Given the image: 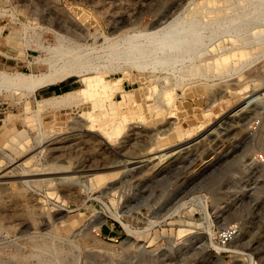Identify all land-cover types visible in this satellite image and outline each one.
Masks as SVG:
<instances>
[{"label": "rangeland", "instance_id": "374dc122", "mask_svg": "<svg viewBox=\"0 0 264 264\" xmlns=\"http://www.w3.org/2000/svg\"><path fill=\"white\" fill-rule=\"evenodd\" d=\"M0 71V264H264V0H0Z\"/></svg>", "mask_w": 264, "mask_h": 264}, {"label": "bare ground", "instance_id": "6f19581e", "mask_svg": "<svg viewBox=\"0 0 264 264\" xmlns=\"http://www.w3.org/2000/svg\"><path fill=\"white\" fill-rule=\"evenodd\" d=\"M167 28H169V27H167ZM170 29V28H169ZM173 32V31H172ZM171 32V34H173ZM175 32H177V31H175ZM178 32L180 33V31L178 30ZM177 32V33H178ZM182 32V31H181ZM175 35V34H174ZM172 36V35H171ZM174 37V36H173ZM172 39V38H171ZM171 39H169V40H171ZM175 39V38H174ZM179 40H180V42H179ZM177 39V41L178 42H175L174 43V40L172 41L173 42V44H170V42L171 41H169V47H168V49L170 48V49H173L174 50V48L178 45V46H181V44H182V41L183 40H181V39ZM167 41H168V39H167ZM176 41V40H175ZM171 42V43H172ZM163 44V43H162ZM180 44V45H179ZM163 45H161V47H162ZM165 46H168L167 45V42H166V44H165ZM163 48V47H162ZM161 48V49H162ZM165 48V47H164ZM163 48V49H164ZM179 48V47H178ZM162 49V51H164ZM180 50V49H179ZM170 51H172V50H170ZM152 52V51H151ZM126 54V53H125ZM136 54V53H135ZM127 55V54H126ZM138 55H140V54H138ZM142 55V54H141ZM173 55V54H172ZM136 56H137V54H136ZM126 57V56H125ZM138 59V58H137ZM170 59V58H169ZM55 65V64H54ZM66 66V65H65ZM56 72V71H55ZM17 74V73H16ZM19 74V73H18ZM17 74V75H18ZM48 74V73H47ZM47 74H45V77H35V76H27V75H22V76H20V75H18V76H15V77H13V76H11L9 73H6V72H1L0 71V91L1 90H7V91H13V90H21V88H24V89H22V90H25V88H28V89H37V88H42V87H45V86H48V85H50V84H53V80H54V78H51L52 77V75H50V76H46ZM42 76H44V75H42ZM50 77V78H49ZM55 83V82H54ZM21 90V91H22ZM33 92H34V90H33ZM34 95V94H33ZM43 101L41 100L40 101V103H42ZM115 125V124H114ZM3 126V125H2ZM169 154H171V153H169ZM156 156H158V155H156ZM157 159V158H156ZM155 158H149V159H146V160H144V161H142V162H152V161H155L156 160ZM14 162V161H13ZM120 162V161H119ZM118 162V163H119ZM15 164V163H14ZM13 164V165H14ZM24 170H22V169H20V166H16V169L15 170H13V171H10V172H7L5 175H3V176H1L0 177V181H2L3 179H10V180H12V179H15V178H17L18 176H23L24 174H25V172H23Z\"/></svg>", "mask_w": 264, "mask_h": 264}, {"label": "built area", "instance_id": "2783aa9c", "mask_svg": "<svg viewBox=\"0 0 264 264\" xmlns=\"http://www.w3.org/2000/svg\"><path fill=\"white\" fill-rule=\"evenodd\" d=\"M251 129L255 134H258L262 138V144L255 152L254 160L260 165H264V102L260 106L259 111L252 119L250 124ZM238 227L236 225H231L225 228H222L216 237L217 243L219 246L226 247L237 238Z\"/></svg>", "mask_w": 264, "mask_h": 264}, {"label": "trees", "instance_id": "16d2710c", "mask_svg": "<svg viewBox=\"0 0 264 264\" xmlns=\"http://www.w3.org/2000/svg\"><path fill=\"white\" fill-rule=\"evenodd\" d=\"M65 89V90H64ZM64 90V91H63ZM68 91H71L70 89H68V87L67 86H64V87H59V86H54V87H51L50 89H49V91H48V94H46L47 96H50V95H55V96H57V95H60V94H62V93H66V92H68Z\"/></svg>", "mask_w": 264, "mask_h": 264}]
</instances>
